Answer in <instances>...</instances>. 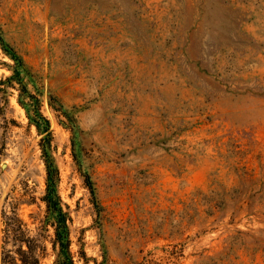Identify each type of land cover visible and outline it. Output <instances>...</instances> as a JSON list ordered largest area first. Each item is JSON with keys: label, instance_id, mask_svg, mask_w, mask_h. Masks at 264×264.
Segmentation results:
<instances>
[{"label": "rangeland", "instance_id": "rangeland-1", "mask_svg": "<svg viewBox=\"0 0 264 264\" xmlns=\"http://www.w3.org/2000/svg\"><path fill=\"white\" fill-rule=\"evenodd\" d=\"M0 34L42 94L76 264H264V0H0ZM18 98L0 87V264H55Z\"/></svg>", "mask_w": 264, "mask_h": 264}, {"label": "trees", "instance_id": "trees-1", "mask_svg": "<svg viewBox=\"0 0 264 264\" xmlns=\"http://www.w3.org/2000/svg\"><path fill=\"white\" fill-rule=\"evenodd\" d=\"M0 46L6 56L14 62L12 75L6 80H1L0 87L6 85L9 88H18V102L26 111L30 125L34 126L38 135L42 137L40 146L46 166V192L43 201L47 207L46 221L55 229V245L57 249L55 264H76L71 253L70 217L64 209L59 192L60 172L53 155L51 122L42 112V94L36 93L30 88L24 60L6 46L1 34ZM86 180L89 189L94 194L89 178H86ZM2 264H40V260L30 250H24L21 247L17 253L9 254L7 258L4 257Z\"/></svg>", "mask_w": 264, "mask_h": 264}]
</instances>
